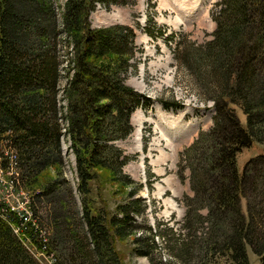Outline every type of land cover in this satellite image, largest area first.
Returning a JSON list of instances; mask_svg holds the SVG:
<instances>
[{
  "label": "trees",
  "instance_id": "1",
  "mask_svg": "<svg viewBox=\"0 0 264 264\" xmlns=\"http://www.w3.org/2000/svg\"><path fill=\"white\" fill-rule=\"evenodd\" d=\"M134 5L135 0H0V169L5 174L14 167L11 185L17 189L37 186L45 169L56 168L52 179L30 190L27 208L34 222L24 223L0 201V264H38L24 242L45 256L58 251L53 264H122L116 238L132 237L137 256L149 257L155 249L154 236H136V217L145 206L134 196L142 184L123 171L133 157L114 145L133 132L134 112L151 103L127 84L137 72L136 35L128 26L93 28L89 21L98 7ZM216 6L211 40L178 42L174 52L214 111L211 130L200 132L179 155L178 178L189 171L193 197L184 198L190 242L175 254L190 264L196 248L209 258L198 264L217 258L249 264L251 251L264 264V0H219ZM146 22L155 25L150 17ZM160 104L182 109L177 102ZM62 137L75 158L79 205L71 188L61 193ZM255 143L262 152L239 173L237 155ZM98 169L130 187L111 213L92 208L90 183ZM193 225L206 231L194 237Z\"/></svg>",
  "mask_w": 264,
  "mask_h": 264
},
{
  "label": "rangeland",
  "instance_id": "2",
  "mask_svg": "<svg viewBox=\"0 0 264 264\" xmlns=\"http://www.w3.org/2000/svg\"><path fill=\"white\" fill-rule=\"evenodd\" d=\"M217 2L219 0H135L134 6L111 7L109 10L98 7L90 15L89 21L93 28L124 25L133 29L139 50L137 72L129 74L127 84L151 99L148 107L136 110L131 116L133 132L130 136L114 145L125 155L133 157L123 171L130 179L142 184V189L134 196L141 199L145 206L142 215L136 217L141 227L136 231V236L149 239L154 236L156 247L151 249L149 257L137 256L133 253L135 246L132 237L116 238L114 247L122 264H186L175 253L182 242H190L191 236L187 235L184 228V198L193 197V193L189 185V171L186 169L183 172L184 180L178 178L179 155L200 132L211 130L214 111L212 102H203L199 96L193 78L178 66L174 52L178 42L190 40L202 44L211 40L215 31L211 15L218 12ZM57 3L62 5L64 0H57ZM148 17L152 18L154 26L147 24ZM145 30L152 35L149 36ZM64 85L65 80H61L60 88ZM160 101L181 103L182 109H164ZM236 112L245 126V116L239 109ZM262 150L263 146L258 143L243 149L236 159L238 172L241 173L246 163ZM61 151V193L66 195L67 188H71L79 205L75 158L67 138H61ZM54 174L56 168L45 169L38 178L37 186L52 179ZM14 178L10 167L5 174L0 169V201L7 204L25 223L31 220L27 208L28 196L33 193L30 190L36 191L39 187L16 189L11 185ZM90 188L92 208L108 213L124 201L130 190V187L115 182L109 172L100 169L97 178L90 183ZM202 215H206L205 210ZM193 230L196 231L194 237L206 231L196 225H193ZM13 233L19 236L14 227ZM43 238L48 239V234L43 235ZM24 246L38 264H53L59 255L56 250L46 256L37 253L28 242H24ZM201 259L209 260L193 248L190 264H198L202 262ZM248 259L249 264H260L259 258L251 251H248ZM209 262L232 264L222 258Z\"/></svg>",
  "mask_w": 264,
  "mask_h": 264
},
{
  "label": "built area",
  "instance_id": "3",
  "mask_svg": "<svg viewBox=\"0 0 264 264\" xmlns=\"http://www.w3.org/2000/svg\"><path fill=\"white\" fill-rule=\"evenodd\" d=\"M10 170H11V172H13V170H14V167H10Z\"/></svg>",
  "mask_w": 264,
  "mask_h": 264
}]
</instances>
